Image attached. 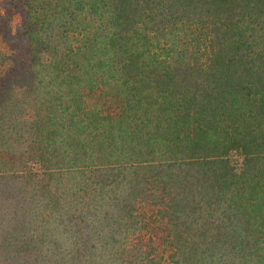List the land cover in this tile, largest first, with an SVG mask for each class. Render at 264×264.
Segmentation results:
<instances>
[{
  "label": "trees",
  "instance_id": "1",
  "mask_svg": "<svg viewBox=\"0 0 264 264\" xmlns=\"http://www.w3.org/2000/svg\"><path fill=\"white\" fill-rule=\"evenodd\" d=\"M17 8L0 264H264V0Z\"/></svg>",
  "mask_w": 264,
  "mask_h": 264
},
{
  "label": "rangeland",
  "instance_id": "2",
  "mask_svg": "<svg viewBox=\"0 0 264 264\" xmlns=\"http://www.w3.org/2000/svg\"><path fill=\"white\" fill-rule=\"evenodd\" d=\"M23 19H24L23 12H21L17 8V0H13L12 2H5L4 0H0V43L1 44L2 43L9 44V39H11V37L14 36L13 34L14 30L21 28ZM8 26H10V30L8 29Z\"/></svg>",
  "mask_w": 264,
  "mask_h": 264
}]
</instances>
